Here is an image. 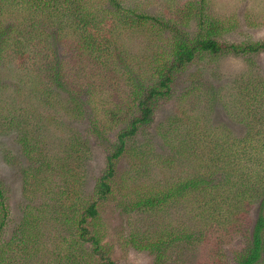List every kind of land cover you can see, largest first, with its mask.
I'll list each match as a JSON object with an SVG mask.
<instances>
[{"label":"rangeland","instance_id":"374dc122","mask_svg":"<svg viewBox=\"0 0 264 264\" xmlns=\"http://www.w3.org/2000/svg\"><path fill=\"white\" fill-rule=\"evenodd\" d=\"M33 1L0 3V18L19 28L8 22L0 35L13 47L0 61V264H240L264 218L260 198H239L237 177L246 171L264 195V176L239 153L264 159V107L243 99L262 96L264 48L199 57L177 73L150 122L124 140L111 193L95 186L140 115L130 79L158 84L164 50L175 35H197L200 13L221 22V41L264 42V0ZM124 7L162 27L120 25ZM77 8L97 17L77 26ZM141 196L156 202L137 208ZM93 200L96 217L81 226L97 244L74 224ZM254 264H264V234Z\"/></svg>","mask_w":264,"mask_h":264},{"label":"trees","instance_id":"16d2710c","mask_svg":"<svg viewBox=\"0 0 264 264\" xmlns=\"http://www.w3.org/2000/svg\"><path fill=\"white\" fill-rule=\"evenodd\" d=\"M18 1H31V0H2L0 3H9V2H16ZM113 7L116 6L118 8H121L120 3L115 2L114 0H111ZM32 6V4H31ZM34 8H38L39 1L34 0L33 6ZM121 10V9H120ZM109 12V11H108ZM94 16H93V15ZM115 14V12L113 13ZM117 14V13H116ZM118 15V14H117ZM30 17L33 19V16L30 15ZM75 19L77 20V26L82 24L83 26L88 24L87 19L91 20L89 17H97L95 13L92 11L89 15L87 13L82 14L81 10L77 8ZM161 18L157 17H150L136 9H128V8H122V13L118 16V20L120 25H126L129 22L135 23L140 27H143L148 21H153L154 24L152 26H155L158 30L162 27V21ZM10 23V26L13 27L12 29H19L15 24H13L9 19H2L0 18V35L3 34L1 32L4 29V26L7 23ZM33 22V21H32ZM30 23L28 21H25L23 23V26H29ZM20 27V26H19ZM222 31V25L221 22L217 19H214L210 16H202V14H199L198 23H197V35L189 40L187 37L183 35V38H177L176 35L174 37V40L168 44L167 49L164 50V58H167V61L161 60L157 68L154 67L155 75H157L158 78H160V82L158 84H155L154 86H149L148 88L143 89L142 87L138 86V81L130 79L131 83V92L134 96V101L137 100L138 108L140 111L139 116H135L129 121L128 129H124L123 132L118 136V144L113 146L112 153L107 156V168L106 171L103 173L102 177L99 179L95 186V194L99 197H105L106 194L111 193V177L113 176V165L116 164L117 159L122 155L125 145L124 140L127 137L132 136L137 128L139 126H146L150 122V118L152 115V102L157 97H165L168 96V85L172 83L174 77L177 73L180 71H183L186 66L197 60L199 57H216L219 54L234 52L235 55L240 54H253L259 49L264 48V42L258 43H241V44H233V43H226L224 41L220 40V34ZM8 33L4 34V38L0 40L1 46H0V61H3L5 59V54L3 52L6 51V49L10 48L12 49V43L11 39H9L7 36ZM180 36V35H179ZM219 37V38H218ZM92 43L95 40H90ZM19 55V54H18ZM154 73V72H153ZM152 73V74H153ZM65 78V76H64ZM57 82L54 80V83ZM64 82V81H62ZM66 84V83H65ZM192 84V83H191ZM194 87V85H193ZM192 88V87H191ZM193 91V89H191ZM198 90V88L196 89ZM212 91V89H211ZM259 92L262 96H256L253 94H249L250 98L244 97L245 104L248 106H252L253 109L264 107V89L261 90H255ZM262 107V108H263ZM259 122V128L257 129L258 132H260L262 128V120H258ZM260 134V133H258ZM25 140V139H24ZM241 158H245L246 162H254V165L252 168H250V171H253V174L257 176V174H261L262 178L264 176V170H262L263 166L261 162H264V159L260 161V158L255 159H249L248 155L245 154L243 151H240ZM231 169H226V172L228 175H234L237 174L235 169H238L235 167V165L231 166ZM235 172V173H234ZM239 172V170H238ZM241 176V177H239ZM240 180L238 189H241L240 193L238 194L239 198L244 199L246 196L248 197H254V198H260V204L261 208L264 207V195L263 192H258L254 188H252L249 184L252 179H247L248 175L246 171L244 174L237 175ZM255 179V177H253ZM248 180L249 182H247ZM263 181V179H262ZM200 184L206 183L204 181H198ZM197 181L188 180L186 181L184 187H196L198 186ZM244 186V187H243ZM257 192V193H256ZM260 195H259V194ZM168 197H164L158 202H166ZM155 199L146 198L143 199V196L136 201L135 206L137 208L145 207V208H151V206L154 204ZM80 211L77 212L78 221H75V228L78 229V231L81 232L80 238L83 240V238H88L86 236H89L87 230L88 228L82 227L81 225H84L86 223V218L90 217L94 219L96 217L97 209L95 200H93L91 203L88 204L86 208H84L81 213ZM2 222H0V231L2 228ZM264 234V218L262 215H259L257 221L255 222V225L253 227V234L251 236L250 242L245 250L242 251L240 255V264H254L259 258H260V252H261V242H262V235ZM94 240V243H98V240L95 237H90L88 240ZM98 252V250H97ZM110 264V263H108Z\"/></svg>","mask_w":264,"mask_h":264}]
</instances>
